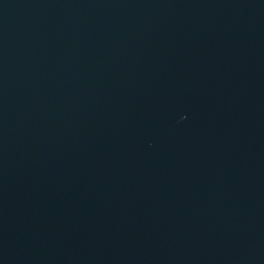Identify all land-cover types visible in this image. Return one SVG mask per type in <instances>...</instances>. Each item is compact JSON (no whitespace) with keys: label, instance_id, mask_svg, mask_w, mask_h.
<instances>
[{"label":"water","instance_id":"obj_1","mask_svg":"<svg viewBox=\"0 0 264 264\" xmlns=\"http://www.w3.org/2000/svg\"><path fill=\"white\" fill-rule=\"evenodd\" d=\"M0 264H264V0H0Z\"/></svg>","mask_w":264,"mask_h":264}]
</instances>
